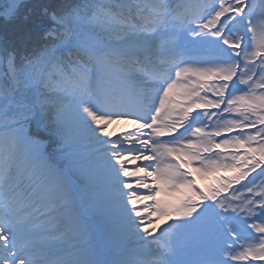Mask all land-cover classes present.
Wrapping results in <instances>:
<instances>
[{
	"label": "snow or ice",
	"instance_id": "1",
	"mask_svg": "<svg viewBox=\"0 0 264 264\" xmlns=\"http://www.w3.org/2000/svg\"><path fill=\"white\" fill-rule=\"evenodd\" d=\"M22 7L0 264H264V0H48L10 34Z\"/></svg>",
	"mask_w": 264,
	"mask_h": 264
},
{
	"label": "trees",
	"instance_id": "2",
	"mask_svg": "<svg viewBox=\"0 0 264 264\" xmlns=\"http://www.w3.org/2000/svg\"><path fill=\"white\" fill-rule=\"evenodd\" d=\"M48 0H28L23 3V7L20 9L19 18L8 24L9 33H15L18 35H26L32 28V22L35 18V12L33 11V5L47 3ZM25 17H28L25 19ZM3 20L0 19V25H3Z\"/></svg>",
	"mask_w": 264,
	"mask_h": 264
},
{
	"label": "bare ground",
	"instance_id": "3",
	"mask_svg": "<svg viewBox=\"0 0 264 264\" xmlns=\"http://www.w3.org/2000/svg\"><path fill=\"white\" fill-rule=\"evenodd\" d=\"M124 127H126V126L123 124L114 125L112 128L109 129V131H114V134L119 133V132L123 131ZM127 127H130V126H127ZM160 223L163 224L164 222L161 221Z\"/></svg>",
	"mask_w": 264,
	"mask_h": 264
}]
</instances>
